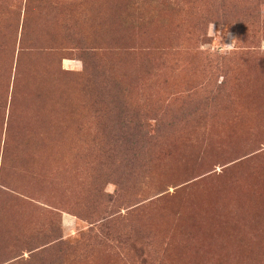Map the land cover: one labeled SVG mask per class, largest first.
Returning a JSON list of instances; mask_svg holds the SVG:
<instances>
[{"label":"rangeland","instance_id":"1","mask_svg":"<svg viewBox=\"0 0 264 264\" xmlns=\"http://www.w3.org/2000/svg\"><path fill=\"white\" fill-rule=\"evenodd\" d=\"M0 264H264V0H0Z\"/></svg>","mask_w":264,"mask_h":264},{"label":"bare ground","instance_id":"2","mask_svg":"<svg viewBox=\"0 0 264 264\" xmlns=\"http://www.w3.org/2000/svg\"><path fill=\"white\" fill-rule=\"evenodd\" d=\"M257 180V179H256ZM254 182V181H253ZM238 186V185H237ZM257 186V185H256ZM246 188V187H245ZM241 189H242V187H241ZM244 191V190H243ZM246 192V191H245ZM237 193V192H236Z\"/></svg>","mask_w":264,"mask_h":264}]
</instances>
